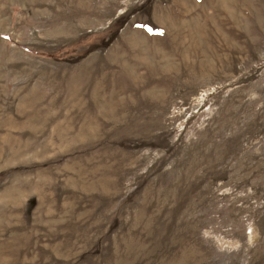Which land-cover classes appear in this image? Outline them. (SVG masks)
I'll list each match as a JSON object with an SVG mask.
<instances>
[{
  "label": "rangeland",
  "instance_id": "rangeland-1",
  "mask_svg": "<svg viewBox=\"0 0 264 264\" xmlns=\"http://www.w3.org/2000/svg\"><path fill=\"white\" fill-rule=\"evenodd\" d=\"M0 264H264V0H0Z\"/></svg>",
  "mask_w": 264,
  "mask_h": 264
}]
</instances>
